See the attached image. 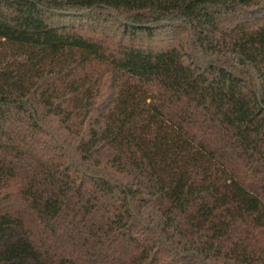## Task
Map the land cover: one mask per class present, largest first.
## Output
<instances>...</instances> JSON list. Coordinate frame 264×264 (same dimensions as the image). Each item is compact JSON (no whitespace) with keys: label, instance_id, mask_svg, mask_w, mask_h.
I'll list each match as a JSON object with an SVG mask.
<instances>
[{"label":"trees","instance_id":"1","mask_svg":"<svg viewBox=\"0 0 264 264\" xmlns=\"http://www.w3.org/2000/svg\"><path fill=\"white\" fill-rule=\"evenodd\" d=\"M0 264H264V0H0Z\"/></svg>","mask_w":264,"mask_h":264}]
</instances>
